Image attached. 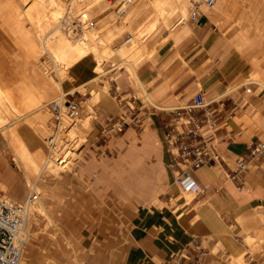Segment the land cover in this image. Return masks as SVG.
<instances>
[{"label":"crops","instance_id":"crops-1","mask_svg":"<svg viewBox=\"0 0 264 264\" xmlns=\"http://www.w3.org/2000/svg\"><path fill=\"white\" fill-rule=\"evenodd\" d=\"M203 15L198 21H190L179 27L173 35L164 32V35L157 37L161 32L158 31L149 40L148 47L153 52L140 60L136 73L140 80L138 83L149 95L150 104H154L151 108L144 105L132 84L116 78L110 80L107 93H99L94 105L95 112L104 121L109 116H116L120 108L115 95L119 91L123 97L136 98L138 117L143 124L147 119L151 127L150 129L146 125L143 147L158 152L160 167L157 169L155 166H147L142 158L135 156L133 148L130 149L123 156L124 161L118 164L130 168V178H124L116 184L126 197L142 195L148 186L141 180L156 178L159 184L150 194V199L159 198L163 179L170 178L168 167L171 154L166 134L171 131L170 125L175 123L173 109L183 106L178 105L179 102L190 103L199 92L204 94L207 101H216L214 105L223 111L219 128L211 137L223 157L221 168L205 165L192 171L204 190L194 195L190 202L181 199L182 195L171 178V196L166 200V205H157L144 215L138 207L132 214L127 243L121 257L118 243L113 240L105 244L109 247L106 250L98 247L102 243H92L94 253L88 259L89 264H190L200 253L198 264H239L237 258L242 256L243 259L246 254L244 251L248 245L251 246L247 238L255 237L257 231L264 228V225L259 227L260 222L257 221L245 222L246 224L239 221V217L264 207V156L252 161L247 169L232 177L235 158L246 155L254 143L262 140L258 133L252 132L251 126L243 125L238 118L251 105L258 108L261 114L255 117L264 132V93L249 94L248 97L244 95L246 88H249L248 84L253 85L254 88H250L253 92L258 88L256 85L261 84L244 82L238 85L240 78L246 73L239 58H242L241 53L222 33L217 35V28ZM218 18L219 16L216 17L217 20ZM254 70L264 72L258 60H254ZM111 71H115V68ZM69 75L75 82L73 84L79 83L78 88L94 82H90L94 75L89 62L83 58L70 66ZM98 86H105V83ZM237 87L235 93L231 94ZM215 94L218 96L212 98ZM229 111L233 114L226 116ZM194 112L201 115L203 109H196ZM17 131L29 150L35 152L42 147V141L23 134L20 128ZM155 132L162 141V154ZM98 133L96 142L100 138V132ZM3 135L0 136V185L5 190H1L7 195L21 196L24 193L23 174L18 173L14 167L13 164L20 165L15 160L6 134ZM154 139H157L155 143ZM102 146L104 145L100 144L96 147L99 149ZM116 172L115 167L106 170L108 177H114ZM46 188H49V192H43L42 198L48 206L44 197L51 199L56 196L52 187ZM176 195L180 198L172 205L171 200ZM252 229L255 230L254 233L250 232ZM65 236L68 243H71V236ZM41 251L46 252L43 255L46 262L52 261L47 248ZM220 251L226 253L227 259L218 254Z\"/></svg>","mask_w":264,"mask_h":264},{"label":"rangeland","instance_id":"rangeland-1","mask_svg":"<svg viewBox=\"0 0 264 264\" xmlns=\"http://www.w3.org/2000/svg\"><path fill=\"white\" fill-rule=\"evenodd\" d=\"M88 1V4L91 3V8L89 9V16L92 20L91 26L99 27L101 31L99 33L100 37H106L108 33H110V29L108 30L106 28V22H108L107 24L115 34L113 40L109 43V48L113 50L112 52H115L116 48L126 40H129L137 29H140V32L144 31L147 33V39L145 41L147 45L151 37L158 31L161 32L157 34V37L165 33H171V35H173L176 29L183 26L181 25L182 22H180L181 19L187 20L194 4L203 0H163L162 6L166 10L165 14L172 17L171 23L167 27H164V25L160 23L157 30L156 28L152 29V27L155 26L156 19L159 15L156 6L150 3V0L144 1V3L148 1V10L145 13L142 12L134 16L131 20L130 18H125V15L130 9L137 5L139 0H134V2L128 6L129 9L127 8V12L124 15L116 14L117 10L123 4V0H91L93 2L87 0V2ZM83 2L86 4V0ZM0 3H2V1ZM3 5L4 4H0V66L2 67L1 70H9L8 72L12 73V76L11 79L3 82L2 86L4 89H11L10 92L13 91V93L11 92V97L18 106L20 105L22 107L23 97H26V95L23 96V93L26 94L28 91L27 88L30 85H32L30 86L31 88L36 85L35 83H37L40 78L31 79L33 74L32 72L31 74L28 73L32 70L29 68L30 63L28 62L29 57L26 53L27 50L20 43L18 38H16V33L18 31L15 29V23L13 18L8 15L9 9H5ZM184 7L189 9L187 12L188 14H185L183 11ZM203 16H207L213 27L217 28V35L222 33L224 37L233 44L234 48L241 53L242 58L240 56L239 58L246 73L244 77L240 78L238 82L239 86L248 81L246 76L250 74L251 70H254V60L261 62L264 68V0H215L214 8L206 11ZM217 16H219L218 20L216 19ZM61 20H63L62 22H66V20L64 21L62 18ZM70 23L76 26V29H74L75 32L77 30L76 33L82 32L75 19H72ZM127 23L131 26L130 28H128ZM36 24V20L32 24L29 19H25L23 21V28L26 31L31 29L28 35L32 34L31 36H36V34H40L44 36V31L38 28L35 29L34 26ZM188 26H190V24H188ZM66 28L67 27L62 28L64 32H67ZM235 49L232 51H235ZM42 55L44 56L42 57ZM42 55L34 58L33 61V63L36 64L38 73H41L42 76L44 74L43 77L46 76L45 78L47 80L50 78L53 83L54 80H58L59 82V72L65 68H58L52 57L46 52L43 51ZM106 55L107 54L103 56L99 53H90L83 58V60H88L94 77L100 75L94 82L81 85L78 88L77 86L79 83L73 84L75 82L69 75V67L63 70L68 76H63L64 78L61 82L63 89L61 91L62 93L59 91L60 93L57 92L58 95H56L57 93L54 94L55 92H53L50 94L51 96L48 95L46 96L47 98H43L44 100L41 99L37 105L32 107V111L34 112L35 110V112H32L33 114L31 113L26 118H18L14 115L15 119L14 116L6 113L7 115H11V117L9 116L8 118V120H10L7 121L9 123L6 122L10 128L14 127L16 124L15 127L17 129L21 128V126H28L32 129L34 128V131L37 129L35 132H38V134L40 132V135L44 133L45 135H43L47 136L51 132L50 126L53 123L49 103L55 99L54 97L59 98L61 95L60 97L64 99L65 97L63 94L75 88V91L72 92L73 96L71 97H76L81 105L80 117L77 123L73 125L76 134L80 136L81 140L78 142V145L76 144L77 150L73 151L71 154V162L64 167V171H62L59 176L57 175V171H55L56 173H51L48 169L41 170L43 164V162H41L40 166L33 174L32 180H28L26 175H24V170L17 164H13L17 172L23 174L24 178L22 190L24 193L21 196L9 195L14 201L25 202L33 184L37 185L39 188L52 187L53 193L56 196L51 199L44 197V199L48 201L49 216L41 214V212L39 214V212H36V210L32 208L30 213V218L32 220H30L29 223L30 240L25 245L20 264H89L88 259L94 253V246L91 244L102 243V246L100 245L98 247H102L106 250L109 249V247L105 244L110 243L111 240L118 243V253L121 257L127 243L130 218L134 211L139 207L140 213L144 215L148 211L154 210V207L157 205L160 207L166 205V200L171 196L170 182L173 176L169 167L170 178L163 179L159 198L150 199V194L159 184L156 178L152 180L142 179L141 182L147 185L148 188L145 189L142 195H134L131 198L126 197L116 187L118 181L124 178H130V168L118 165L124 161L123 156L130 152V149L133 148L135 156L142 158L144 164L147 166H155L159 169L160 163L157 151L145 149L143 147L142 140L144 138L143 133L146 125L151 129L147 119L143 126L140 127L134 125L130 117V123H128L127 128L128 131L113 134V132L109 131V128L112 126L113 122L117 120L121 110L119 109L116 116H109L105 118L104 121V118H101L95 112L96 104L94 105L90 101H86L91 95L107 93L110 80L116 78L118 81L125 80L126 83L132 84L137 90V95L141 97L147 108L153 106L148 100L149 95L142 89L135 74L129 70L126 63L124 64L121 62V60H127L128 58L133 59L131 58L132 56L129 57V55H124L123 59L118 60L114 56L111 57L110 55ZM147 55L145 51L141 53L138 58L134 59L135 65L137 66L140 60ZM99 62L102 63V68L104 70L100 73L97 69V71L95 70ZM114 68L115 71H111ZM102 73L104 74L103 76ZM27 77L29 79H27ZM104 83L106 86H98ZM27 84L28 86H26ZM256 86L258 87L256 91H245L244 95L248 97L249 94L264 93L263 86ZM238 87L230 93L234 94ZM247 87L254 88L252 84H248ZM217 96L218 95L215 94L212 98ZM49 97L51 98L48 99ZM45 103H48L44 108V111L45 109L46 111L42 118H40L38 114L41 113V110L37 112V109L45 105ZM184 104L185 101L179 102L178 105ZM134 105L138 107V103ZM25 109L27 111L30 108ZM36 114L39 117V121L32 120L34 118L31 119V116L34 117ZM258 114H261L258 108L251 105L244 115L238 118V121L245 126H251L252 132L258 133L264 141V132H262L260 124L255 117V115ZM262 114L264 115V112ZM29 117L32 121L29 120ZM27 120H29V123H27ZM33 121L34 123H32ZM87 121L89 122L88 124H86ZM5 130L6 129L0 130V136L5 134ZM72 130L73 129H71V132ZM98 132H100V138L96 142L99 134ZM155 134L156 138H159L160 153L162 154V141L156 132ZM42 140L44 142L45 138ZM156 140L154 139L153 143H155ZM100 144L104 146L97 149L96 146ZM47 152L48 147L46 145V148H44L45 156ZM47 156H49V152ZM112 167L116 168V175L114 177H108L106 170ZM136 178H138L137 175ZM176 187L178 188L177 185ZM1 188L3 187L0 185V189ZM116 191L121 194L118 195ZM178 191L180 195H183L184 191H181L179 188ZM37 193H39V198L43 197L42 189H38ZM179 198L178 195L174 196V200H171V204L173 205ZM168 219L170 221L172 220L170 217H168ZM257 222H260L258 225L259 227L264 225V219L258 220ZM250 232L254 233L255 230L252 229ZM65 235L71 236V243H68ZM247 242L250 243L251 246L248 245L247 250L244 251L246 254L239 264H264V239L256 237L253 242ZM46 248L52 256V261L50 262H46L43 259L44 252L42 253L41 250ZM218 248L221 249V247ZM218 254L223 259H227V255L224 251H220ZM232 264L236 263L232 262Z\"/></svg>","mask_w":264,"mask_h":264},{"label":"bare ground","instance_id":"bare-ground-1","mask_svg":"<svg viewBox=\"0 0 264 264\" xmlns=\"http://www.w3.org/2000/svg\"><path fill=\"white\" fill-rule=\"evenodd\" d=\"M1 1L2 3L0 4H4L3 6H5V9L7 8L9 9L8 15L13 18V21L16 26L15 29L18 31L16 33V38H18L20 43L27 50L26 53H27V56L29 57L28 62L30 63L29 68H31L32 71L30 72L26 71V72L30 74L32 72L33 75L31 79L33 78L34 79L40 78V79L38 80L37 83H35L36 85H34L32 88L30 87L32 85H30L27 88L28 91L26 94L23 93V96L26 95V97L21 96L23 97V102H22L23 105L21 104L22 107L20 105L19 107L17 103L14 102L13 98L11 97V92L13 93V91L10 92L11 89L7 90V89H4V87L2 86L3 82L11 79L12 73L8 72L9 70L8 71L3 70V69L1 70L2 67L0 66V130L6 129L5 130L6 138H8L7 140L12 148L13 154L15 156V160L23 168L25 172L24 175H26L28 180H32L33 174L36 172L41 162H43L41 170L48 169L51 173L57 171V175H59L60 173H62V171H64V167H62L56 161V158H53L52 156H47L49 151L47 152L46 156L44 154V148H46L47 142L46 140H44L43 142L42 139L45 138L44 136L45 134L43 133L44 135L43 134L40 135V132L39 134L38 132H35L37 129L34 131L33 130L34 128L32 129L31 127H28V126H21L20 129H21V132H23V134L25 133V134L31 135L35 137L36 139H38L39 141H42L41 142L42 147L40 149H37L35 152H33L27 148L25 143L19 137L17 133L18 132L17 128L15 127L17 124L11 128L9 125H7V123H9L7 121L10 120V119L8 120L9 116L11 117V115L12 116L15 115L18 118H26L33 112L32 107L37 105L41 101V99L45 98L48 95L51 96L50 94L53 92H55L54 94H56L59 91L61 92L63 90L61 86L62 79L64 78L63 76H68L67 73L63 70L68 69L70 66L74 65L76 62L86 57L90 53H99L103 56L104 54H107L106 56L108 55H110L111 57L114 56L118 60L123 59L124 55H127V56L129 55V57L132 56L131 58L133 59L128 58L127 60H121V62L124 64L125 63L127 64L129 70H131L135 74V77L140 82L139 78L137 77V73H136L137 66L135 65L134 59L138 58V56H140L141 53H143L144 51L148 55H151L153 51L152 49L148 47L147 43L145 42L147 39V33L144 31L140 32V29H137L134 32V35L129 40H126L124 43L119 45L116 48L115 52H112L113 50L109 48L110 46L109 43L113 40L115 34L113 33L110 26L107 24L108 22H106V28L108 30L110 29L109 30L110 33H108L106 37H100L99 33L101 31L99 30V27L91 26L92 20L90 19V16H89V9L91 8V5H90L91 3L88 4L89 1L87 2V0H86V4L83 2L85 0L83 1L82 0H0V2ZM144 1L145 0H139L137 2V5H135L132 9L128 11V13L125 15V18L127 19L130 18L131 20L134 16H137L142 12L145 13L148 10V1L145 3ZM133 2L134 0H132L130 5ZM150 3H153V5L156 6V10L159 15L158 18L156 19L155 26H153L152 29L156 28L157 30L159 28L160 23H162L164 27H167L171 23L172 17L165 14L166 10L162 6L163 0H150ZM188 10L189 9L186 7L183 8V11L185 12V14H188L187 13ZM61 18L64 19V21L66 20V22H62L63 20H61ZM25 19L26 20L29 19L30 23L32 24L36 20L37 24L34 27L35 29L38 28L41 31H44V36L40 34H36V36H31L32 34L28 35L31 29L26 31L23 28V21ZM72 19H75V21L78 22V25L80 26L82 32L76 33L77 30L76 32L74 31V29H76V26H73L70 23ZM180 22H182L181 25L188 23L186 22L185 19H181ZM63 27H67L66 28L67 32L63 31L62 29ZM130 27L131 26H129L128 24V28ZM43 51L52 57L55 65L58 68L60 69L62 67L65 68V69H62L61 72H59V82L58 80L57 81L54 80V83H53L50 78L47 77L49 79L47 80L45 78L46 76L43 77L44 74L42 76L41 73H38L36 64L33 63V61H34V58L38 57L39 55H42ZM43 56L44 55H42V57ZM96 69L99 71V73L104 71L102 68L101 62L97 64V68H95V70ZM30 74H29V78H30ZM103 75L104 74L102 73V76ZM99 76L98 75L95 76L93 79H91L90 82L95 81ZM29 78L27 77V79ZM31 79H30V82H31ZM246 79L248 81L245 83L259 82V84H261L260 86L264 87V72L263 71L253 70L250 72V74L248 75ZM28 84L26 86H28ZM73 91H75V89L70 90L71 93ZM56 95H58V93ZM60 96L59 98L54 97L55 99H53L51 102L60 101L62 98ZM99 96L100 94H94L87 101H90L91 103L95 104ZM50 98L51 97H49L48 99ZM48 103H45V105H42L40 108L38 107L40 105L37 106L39 108L37 109V112L38 111L40 112L41 110V113L38 114L40 115V118H42L44 112L46 111V109L44 111V108L46 107ZM156 106L158 107L157 104ZM25 108L27 109L30 108V109L26 111ZM6 113L11 114V115H7ZM64 114L60 117V121L58 123L57 130H56V136L54 137V145H55L54 147L56 150L63 147L64 144H67L66 142H68L69 140L70 141L73 139H78L79 141L81 140L80 136L77 135L76 131L74 130V126H73L74 124L70 122V120ZM36 116L37 114L34 117L31 116V119L34 118L32 120L39 121V117L38 116L36 117ZM31 119L29 117V120ZM29 120H27L28 121L27 123H29ZM34 121L32 123H34ZM18 123H21V122H18ZM88 123L89 122L87 121L86 124ZM71 129H73L72 132H71ZM32 189H35L37 191L38 189H42L45 194L49 192V188H41V187L39 188L37 185H34V184L32 185L30 190ZM193 196H194V192L184 191L183 195L181 196V199L183 201L190 202ZM9 197L11 198V196ZM32 208L35 209L36 212H39V214L41 212V214H46L49 216L47 203L44 202L43 198H39V193H38L37 200H35L30 206V213H31ZM248 214L249 215H244V216L239 217V221L241 222V224L245 222L248 223L252 221L263 220L264 219V207H259V209H256V212L254 213L252 212ZM30 220L32 219L31 218L29 219V223H30ZM256 237L264 239V229H259L257 231V235L255 237H248L247 241L253 242V240ZM29 240L27 242H29ZM45 253L46 252H44L43 255H45ZM237 260L241 261L242 256L238 257Z\"/></svg>","mask_w":264,"mask_h":264},{"label":"built area","instance_id":"built-area-1","mask_svg":"<svg viewBox=\"0 0 264 264\" xmlns=\"http://www.w3.org/2000/svg\"><path fill=\"white\" fill-rule=\"evenodd\" d=\"M132 0H123V4L117 10L119 15H124ZM215 0H203L194 4V7L186 22H196L199 17L212 10ZM117 91V90H116ZM250 92V88H246ZM73 96V93L66 92L64 99L49 103L52 112L51 132L45 136L49 156L56 158V161L65 167L71 162V154L76 149L78 139L69 140L60 149H55L54 137L60 117L64 114L70 122L76 123L80 117V101ZM115 98L119 104L121 113L117 120L113 122L109 131L119 134L126 131L129 118H132L134 125L142 127V120L138 117L139 108L134 105L136 98H126L117 91ZM131 103V104H130ZM216 101H207L204 94L199 92L192 101L183 106L173 109L175 113L174 121L171 124V131L166 134L168 150L171 154L169 164L173 180L181 191L194 192L197 195L203 192V188L194 178L192 171L205 165L221 168V156L211 137L219 128L222 110L214 104ZM196 109H203L201 115H196ZM136 111H138L136 113ZM229 111L227 115H232ZM264 156V141L254 143L246 155H239L235 158L232 177L248 168L249 163ZM231 176V174H229ZM38 193L32 189L25 202L12 200L4 191L0 189V264H20L25 245L30 238L29 219L30 206L37 200ZM202 253L191 260L190 264H198Z\"/></svg>","mask_w":264,"mask_h":264}]
</instances>
